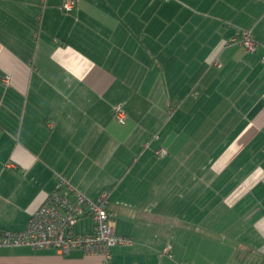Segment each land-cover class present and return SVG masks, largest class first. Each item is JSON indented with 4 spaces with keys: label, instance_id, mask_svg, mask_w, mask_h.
<instances>
[{
    "label": "crops",
    "instance_id": "1",
    "mask_svg": "<svg viewBox=\"0 0 264 264\" xmlns=\"http://www.w3.org/2000/svg\"><path fill=\"white\" fill-rule=\"evenodd\" d=\"M62 1L0 0V231L59 174L109 192L132 242L107 264H264V0ZM0 264L104 263L0 246Z\"/></svg>",
    "mask_w": 264,
    "mask_h": 264
},
{
    "label": "built area",
    "instance_id": "2",
    "mask_svg": "<svg viewBox=\"0 0 264 264\" xmlns=\"http://www.w3.org/2000/svg\"><path fill=\"white\" fill-rule=\"evenodd\" d=\"M78 0H63L64 11H72ZM229 42H240L248 51H255L257 42L252 39L249 30H237L229 37ZM264 64V54L261 58ZM112 115L117 122L123 123L126 112L122 103L112 108ZM165 153L164 149L157 151ZM54 187L44 197L37 209L30 215L21 230L0 231V246H29L33 249H54L61 256H68L74 251L82 255H97L102 263L111 258V248L117 244H130L132 239L117 235L109 221V192L104 189L94 198H90L56 174ZM82 216H89L93 228L89 232H76L74 226ZM163 254L172 257L170 245L166 244Z\"/></svg>",
    "mask_w": 264,
    "mask_h": 264
},
{
    "label": "trees",
    "instance_id": "3",
    "mask_svg": "<svg viewBox=\"0 0 264 264\" xmlns=\"http://www.w3.org/2000/svg\"><path fill=\"white\" fill-rule=\"evenodd\" d=\"M62 8V7H61ZM63 10V9H62ZM64 11V10H63ZM64 12H66V11H64ZM109 212V211H108ZM2 231V230H1Z\"/></svg>",
    "mask_w": 264,
    "mask_h": 264
},
{
    "label": "rangeland",
    "instance_id": "4",
    "mask_svg": "<svg viewBox=\"0 0 264 264\" xmlns=\"http://www.w3.org/2000/svg\"><path fill=\"white\" fill-rule=\"evenodd\" d=\"M77 222V221H76ZM76 224V223H75Z\"/></svg>",
    "mask_w": 264,
    "mask_h": 264
}]
</instances>
